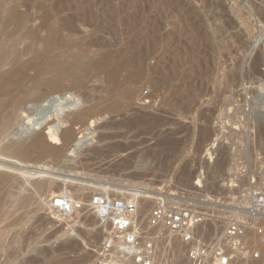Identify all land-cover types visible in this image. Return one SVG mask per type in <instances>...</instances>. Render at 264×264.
<instances>
[{
  "label": "rangeland",
  "instance_id": "374dc122",
  "mask_svg": "<svg viewBox=\"0 0 264 264\" xmlns=\"http://www.w3.org/2000/svg\"><path fill=\"white\" fill-rule=\"evenodd\" d=\"M5 1L7 9L21 5L33 19L28 27L47 14L63 29L53 49L42 47L40 69L28 72L25 88L11 99L32 109L46 102L38 111L44 113L32 112L34 119L64 113L61 130H70L73 139L61 134L54 144L46 130L34 131L48 144L29 156H10L2 151L4 140L18 125L19 112L5 126L0 121V162L44 167L50 177L43 193L26 189L18 176L0 185V206L6 200L0 208V264H100L110 226L90 207L55 218L49 206L60 189L81 203L106 190L112 200L131 189H148L156 199L159 192L194 194L196 184L203 187L197 198L232 199L246 190L264 195V0ZM53 63L66 65L59 67L63 72ZM59 83L61 89H52ZM3 106L0 116L11 113ZM240 178L239 190L229 188ZM77 186L85 190L77 193ZM20 196L26 197L17 204ZM149 203L144 213L140 207L143 222L156 206ZM257 223L264 227V217ZM214 225L223 232L227 223ZM249 240L263 253L255 264H264V247L253 233Z\"/></svg>",
  "mask_w": 264,
  "mask_h": 264
},
{
  "label": "built area",
  "instance_id": "2783aa9c",
  "mask_svg": "<svg viewBox=\"0 0 264 264\" xmlns=\"http://www.w3.org/2000/svg\"><path fill=\"white\" fill-rule=\"evenodd\" d=\"M241 178L229 188L239 190ZM246 184L251 187V181ZM202 189L196 184L194 194L159 192L146 222L141 220L136 202L97 195L90 208L111 228L100 248V264H246L262 260L263 253L252 248L249 234L264 247V227L257 223L264 217V195L246 190L232 199L197 198ZM49 207L51 213L70 217L86 206L66 195L54 198ZM223 221L226 228L218 232L214 224Z\"/></svg>",
  "mask_w": 264,
  "mask_h": 264
},
{
  "label": "bare ground",
  "instance_id": "6f19581e",
  "mask_svg": "<svg viewBox=\"0 0 264 264\" xmlns=\"http://www.w3.org/2000/svg\"><path fill=\"white\" fill-rule=\"evenodd\" d=\"M6 5H7V2L5 0L0 2V97H3V96H8V97H7V99L5 101H0V112L2 110L1 106L4 105L6 107V105H7V107L9 109H11L10 110L11 113H8L6 116L4 115L5 117L3 115L0 116V121H1L2 125H4V126L7 125L8 123L11 122L10 121L11 117L15 113V111L17 113L19 112L18 113L19 117L17 115H15V116H17V118L20 119V121H19L17 126H16V124H14L16 126L15 130L13 129L12 132L8 136L6 135L8 137L6 140L7 141L10 140V139H17L18 141H26L27 140V143L29 142V145L26 146V147L22 146V148H21L22 151L21 152H25L28 148H30V147L31 148L32 147L35 148V147H37L39 145V138L40 137L38 135H36L37 134L36 131L46 130L47 137L49 138L50 142H52L54 144H60V135L61 134H62V137H65V138L71 140V139H73V133H71L70 130L69 131H64V130L62 131L61 130L63 128V125H65V124H63L64 121L61 122L59 120L60 119L59 117L62 116L64 113H62V114L60 113L61 114L60 116L56 115V114H55L56 116H54L52 114L53 116L48 117V118L47 117H39V118H35L34 119V118H32V114L35 113V112L37 114V112L39 110L45 109L47 107L46 102L45 103L41 102V104H38L37 106H35L32 109V108H28V107L21 108L20 104H22V103L19 104L20 101L15 100L16 98L15 99H11L12 95H13L12 93H14V91H16V90H18L20 88H23L26 85V83H28L27 82L28 78H29L27 76L28 72L30 70L34 69V68H35V70H37V68L40 69L39 67L42 64L40 65L39 60L42 57H45L44 53H45V51L47 49H51V48L53 49L55 47L56 43L61 40V37H62V34H63V29L60 26H58V23L52 24L51 20H50V18H49V16L47 14L43 17V23L39 24L37 27L35 25H34L35 27L34 26L33 27H28V24L33 19L27 14V12H23L21 10V5L20 4H16L14 7L8 8V9H7ZM5 12H7L8 16H7V18L5 17V19H4L3 14H5ZM29 26H31V25H29ZM45 29H46V32H47L46 35L44 33ZM64 43L66 44L67 47L72 46V44H73L71 38L68 39V40H65ZM43 46L46 49V50L44 49L45 51H42L43 50L42 49ZM40 47H41V50H40ZM260 59L259 60L257 59V62H255L254 66H253L254 67L253 68L254 69V76L255 75L259 76V67L261 65L260 61L262 60V59L261 60ZM56 64L57 63L51 64V65H53L51 68L55 67V68H58L60 70V68L63 67V66H61L59 64L61 66V67L59 66L60 67L59 68L58 65H56ZM75 65H77V63ZM75 65L74 66L73 65H68V67H70V68L74 67L73 70H76L79 67V65L76 66V69H75ZM71 66H73V67H71ZM64 67H63V69H64ZM42 68H43V66L41 67V69ZM47 69L45 70V68H44V73H45V71L47 72ZM40 71L42 72L43 69L40 70ZM65 71H67V70L65 69ZM68 71H69V68H68ZM52 72H54L53 69L51 70V73ZM61 72H63V70ZM61 72H60L59 75H61V74L66 75L67 74V72L65 74L61 73ZM71 72L73 73V71H71ZM37 73H39V72L37 71ZM57 73H59V72L57 71ZM55 74H56V71H55ZM55 74L53 76H55ZM68 74H69V72H68ZM38 76H40V75H38ZM56 77H57V75H56ZM250 77H252V76L250 75ZM58 78H59V76H58ZM59 81H61V80H59ZM29 82H31V79H30ZM61 84L52 86V89H61ZM37 92H38V90H37ZM37 94H38L37 100L40 101L42 99L41 98L42 95H41V93L40 94L37 93ZM61 110H58L56 112H59ZM41 113H44V112H38V115L39 114L41 115ZM0 114H2V113H0ZM36 114H35V116H37ZM92 126H93V123H92ZM34 131L36 132L35 135L33 134ZM6 140H4V145L7 142ZM81 144H82V137H80V138H78V139H76L74 141L73 147L77 148ZM1 146L2 145H0V147ZM28 156H29V154H28ZM15 157H17V156H15ZM27 169H29V168L28 167H20V168H18V166H13V165L11 166V165H9L7 163L0 162V185L2 186V184H4V183L6 185L9 182L8 180L10 178L13 179L14 177L18 176V177L24 179V184L22 186H24L25 188L28 187V186H31V187L35 186V188L37 187V189H39L40 191H41V189H44L46 187L48 181H49L48 179L50 178V177H48V174H47L48 172L45 170V168L44 167H42V168L40 167V168H37V169H34V170H32V169L27 170ZM4 171H8V172H6L4 174L3 173ZM10 181H11V179H10ZM20 181L22 182V180H20ZM11 183H12V181H11ZM19 184H20V187H21L22 183H19ZM17 186L15 185V187H17ZM47 186L50 187L49 184ZM3 187H5V186H3ZM74 190H75V192L78 193V192H83L85 190V188L83 186H77V187H74ZM2 191H3V189H2ZM106 191H105V194H106ZM130 191H129L130 193H128V194L127 193H123V194L129 195L128 197H127V195L125 196V197H127L126 199L128 201H134V202L137 203L138 206L141 205L140 207L143 208V213L149 210L148 209L149 204H150L149 201H156L157 200L156 199L157 197L155 196V192L148 191V189L147 190H143V189L142 190L141 189H134L133 190V189H131ZM122 192H124V191H122ZM4 193H6V192H4ZM2 195H4V194H2ZM21 195L23 196L24 194H21ZM66 195L68 196V195H70V193L67 192L66 189H60L57 193H55V198L58 197V196H66ZM22 196H20V197H22ZM117 196H118V194H117ZM20 197H19V201H21V200L22 201L19 202L16 199L17 200V204L18 203H22L23 199H25L26 196L24 198L22 197L21 200H20ZM49 197H51V196L49 195ZM69 197L71 198V196H69ZM125 197H124V199H125ZM15 198H13V200H15ZM110 199L112 200V198H110ZM4 201H5V203H4V205H5L6 204V200H4ZM10 201H11V203L14 202V201H12L11 198H10ZM25 201L26 200H24V202ZM53 201H54V198H53ZM71 201L76 203V201H74L72 198H71ZM83 202L84 201H82V203ZM8 203H9V201L7 202V204ZM84 203L83 204L86 207H90V203H91L90 200H88V201H86ZM1 204H3V202H1ZM23 204L25 205L26 203H23ZM3 206L1 205L0 208L1 207L3 208ZM4 207H6V205ZM18 207L20 208V206H18ZM13 209H15V208H13ZM0 211H2V210H0ZM53 214H54V217L56 216L55 218H58V219H65L66 218V216L57 214L55 212H53ZM139 214H140V212H139ZM249 263L255 264L256 262H248L246 264H249Z\"/></svg>",
  "mask_w": 264,
  "mask_h": 264
},
{
  "label": "water",
  "instance_id": "95a60500",
  "mask_svg": "<svg viewBox=\"0 0 264 264\" xmlns=\"http://www.w3.org/2000/svg\"><path fill=\"white\" fill-rule=\"evenodd\" d=\"M39 137H40L39 138V145L37 147H39L41 143L48 144L47 137L44 134L39 136ZM28 145H29V143H27L25 141H18L17 139H10L3 146V152L10 155V156H19V155H27L30 153V151L37 148V147H35V148L30 147L25 152H21L22 146L26 147Z\"/></svg>",
  "mask_w": 264,
  "mask_h": 264
}]
</instances>
